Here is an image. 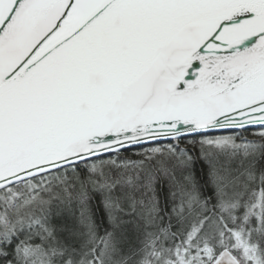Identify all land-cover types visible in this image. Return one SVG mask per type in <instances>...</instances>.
<instances>
[{
	"label": "snow or ice",
	"instance_id": "obj_1",
	"mask_svg": "<svg viewBox=\"0 0 264 264\" xmlns=\"http://www.w3.org/2000/svg\"><path fill=\"white\" fill-rule=\"evenodd\" d=\"M0 264H264V0H0Z\"/></svg>",
	"mask_w": 264,
	"mask_h": 264
}]
</instances>
